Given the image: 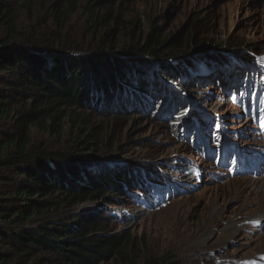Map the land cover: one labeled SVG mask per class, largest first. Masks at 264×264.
<instances>
[{
	"label": "trees",
	"instance_id": "obj_1",
	"mask_svg": "<svg viewBox=\"0 0 264 264\" xmlns=\"http://www.w3.org/2000/svg\"><path fill=\"white\" fill-rule=\"evenodd\" d=\"M122 1L129 0H93L87 6L91 32L99 35L81 45L63 34L72 0H59L48 19L47 0H0V264H185L173 251L141 261L130 257L136 251L133 240L107 233L106 221L117 220L100 215V208L74 215L82 205L113 204L124 195L147 209L157 207L170 203L181 186L161 171L164 165L131 167L106 157L110 153L102 150L111 144L94 143L91 133L77 130L68 141L67 127L79 129L80 113L102 114L106 104L119 114L156 117L170 108L181 118L178 134L207 157L209 123L201 110L182 105L180 94L211 84L215 74L208 80L206 75L212 70L219 72L217 83H226L231 102L241 104L246 96L244 109L255 111L256 120L261 115L264 59L258 50L242 51L244 45L233 39L217 45L203 34L205 22L184 37L163 36L155 28L146 32L139 18L125 22L117 13ZM63 3L66 10L60 13ZM234 59L242 71L231 66ZM101 64L108 76L98 78ZM90 67L95 79L88 82ZM233 74L245 82L246 94L244 87L229 88ZM167 102L169 108L162 110ZM171 122L179 127L177 120Z\"/></svg>",
	"mask_w": 264,
	"mask_h": 264
},
{
	"label": "rangeland",
	"instance_id": "obj_2",
	"mask_svg": "<svg viewBox=\"0 0 264 264\" xmlns=\"http://www.w3.org/2000/svg\"><path fill=\"white\" fill-rule=\"evenodd\" d=\"M58 1L47 0L45 18L51 17L52 6ZM72 1L74 7L63 34L85 45L92 34L99 35V31L91 32L88 22L87 6L93 0ZM64 6L63 3L57 11L63 13ZM115 9L125 22L139 18L146 32L155 28L163 36L184 37L194 24L205 22L203 34L213 38L217 45L233 39L244 45L242 51L258 50L264 59V0H129ZM260 62L264 78V60ZM230 64L243 70L236 59L230 60ZM104 68L98 65V78L108 76ZM199 68L198 73L203 75L202 66ZM217 73L212 70L206 75L208 80L215 74L211 84L197 85L191 93L180 94L182 105L191 111L201 110L205 123H209L207 157L186 143L183 133L178 134L181 118H176L177 112H169L170 98L162 109L169 110L161 111L157 117L155 113L119 114L110 111L106 104L102 114L91 109L80 113L79 129L67 127L68 141L77 130L88 136L91 133L94 143L99 145L105 139L107 145L111 144L112 148L102 150L110 153L106 157H119L117 163L122 160L131 167L164 165L165 170L161 171L181 186L170 203L149 209L124 195L113 204H86L75 210L74 215H90L100 208V215L115 217V223L106 221V232L131 237L136 251H130V257L137 261L173 251L185 264H264V221L256 219L264 212V106L258 104L261 115L254 119L255 111L244 109L248 104L246 96L240 98L241 104L231 102L226 83H217ZM93 76L95 79L90 67L88 82ZM231 77L229 88L233 85L240 90L245 86L244 81L239 83V75ZM243 89L246 94V88ZM113 105L120 110L116 102ZM174 120L179 127L171 126ZM217 122L224 123L218 131L214 130ZM239 157L245 160L242 165ZM137 175L143 181L142 174Z\"/></svg>",
	"mask_w": 264,
	"mask_h": 264
},
{
	"label": "bare ground",
	"instance_id": "obj_3",
	"mask_svg": "<svg viewBox=\"0 0 264 264\" xmlns=\"http://www.w3.org/2000/svg\"><path fill=\"white\" fill-rule=\"evenodd\" d=\"M241 165H242V163H241ZM256 219H258V221H261V222L264 221V212H262L261 214H259Z\"/></svg>",
	"mask_w": 264,
	"mask_h": 264
}]
</instances>
